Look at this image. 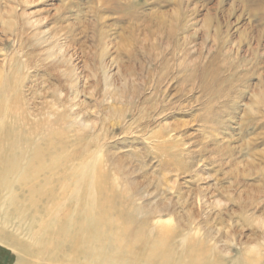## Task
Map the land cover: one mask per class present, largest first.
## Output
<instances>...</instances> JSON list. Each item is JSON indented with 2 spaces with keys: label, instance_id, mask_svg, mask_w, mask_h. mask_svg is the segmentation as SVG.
<instances>
[{
  "label": "rangeland",
  "instance_id": "1",
  "mask_svg": "<svg viewBox=\"0 0 264 264\" xmlns=\"http://www.w3.org/2000/svg\"><path fill=\"white\" fill-rule=\"evenodd\" d=\"M52 44L63 68L45 59ZM18 109L47 122L46 163L60 166L39 181L59 183V206L47 215L50 199L22 189L0 264H264V0H0V146L25 133ZM89 162L114 225L77 249L59 232L76 194L61 184Z\"/></svg>",
  "mask_w": 264,
  "mask_h": 264
},
{
  "label": "bare ground",
  "instance_id": "2",
  "mask_svg": "<svg viewBox=\"0 0 264 264\" xmlns=\"http://www.w3.org/2000/svg\"><path fill=\"white\" fill-rule=\"evenodd\" d=\"M30 26L33 27L35 25L31 24ZM44 41H49V39H44ZM45 42H43V44H46ZM104 45H107L106 41L104 42ZM53 46L54 44L48 47L46 46V50L48 51H45L48 53H44L46 55L45 59L47 61H50L52 67L58 69L63 68V66L66 64L65 53L61 52L62 49L59 51L52 50L51 48ZM106 47L108 48V46ZM106 47H104V49H107ZM73 73V70H70L69 68L63 69V74L69 80L71 89H75V87L77 86V83H73ZM118 91L119 90H113L111 94L113 96H116L119 93ZM75 106L76 104L70 105V111H73L74 116H76L77 114L75 112ZM27 114L28 117H26L25 114L21 113V116H19L20 118H18L15 114L12 119L14 128H19V120L23 122V125L26 129L25 133L21 134L22 136L18 135L22 131L20 132L18 129H14L11 133L8 134V141L3 142V144L0 146V180L3 177L7 179L6 183L9 186L7 193L10 194L8 199H10L12 195L15 196V198L14 196L11 198L9 205L6 202H0V223L2 224V226H6L7 224H9V211L13 210L18 206L17 198L22 193L21 191L24 188L27 189V196L32 205H34L36 201L34 194H38V197L41 201L48 202L50 199L49 205H47L46 203H41L42 206H38L47 215L52 214V210H54L53 208L55 207L57 209L59 206L56 202L57 200H55L58 193L57 185H59V183L53 184L51 182L47 190L43 189V187L40 186V183L48 182V180L46 179V174L50 171H56L59 168L58 166H60H55L54 164L56 162L53 164L46 163L50 153V148L48 144H46L48 143L46 135L48 128L45 127L47 122L42 121L41 117L39 118V115L36 114V111L28 112ZM28 125L30 126V128H27ZM31 128H34L35 130ZM31 135H34L36 138ZM31 138H33V140H31ZM23 158L25 159V163L22 166L20 165V161ZM73 159H70L72 164H74L72 162ZM116 162L119 168L123 169L124 171L126 170L125 174L129 171L128 179L130 180L131 184L135 185L134 181L131 179V176L134 172L132 171L131 166L127 165L128 163L125 164V162L122 160L117 159ZM93 165H96V163L89 162L87 164H83V167L85 169L82 167L83 171L81 169V172H78L81 168L78 167L79 165L74 166V168L79 169L72 173L67 170L63 171L64 179L62 181L61 187L64 190H70L73 187L74 193L76 194L74 202L70 205L69 208H66L68 212L65 214L64 217L65 223L64 225H59V232L66 237L62 241H66V239L71 240V242L75 244V247L77 249L83 247L84 245H90L94 244L95 242L98 243L103 239H108V229L114 225V219H112V217L110 218V215L112 214L111 210H106L107 208H109V203H113V201L111 200V198L108 197V194H106L105 191V182L103 178L106 176V173H104L102 169H99V167H97L94 170L95 178L91 181L88 171L87 174L85 172L87 167H91ZM15 171H17L16 176L12 175V172ZM40 177L43 178V182L39 181ZM13 179L14 182L12 184ZM69 180L73 181V183H67V181ZM135 183L137 182L135 181ZM135 186L137 189L138 186ZM150 186L151 185L149 182L144 186L145 189L138 188V191L141 194H145L147 192L148 195H150L151 192L148 191ZM169 209L170 204L168 202L157 203L154 207H150V210H152L153 213L155 212L159 214L169 212ZM136 212H141L145 216H147L149 212L151 213L149 209H145L144 211L143 209H140L138 207ZM191 216L193 215H190L189 217ZM49 219L54 222V214L50 215ZM195 219L196 216L193 220ZM132 220L133 219H130L129 222H131ZM127 222V218H121L119 221L116 220L115 226L126 227L125 223ZM18 229H20L19 226L16 228V230L18 231ZM72 229L74 231H72ZM0 230L3 231L4 229L0 228ZM108 241H111V239H109ZM76 253L80 254L79 251H76Z\"/></svg>",
  "mask_w": 264,
  "mask_h": 264
}]
</instances>
